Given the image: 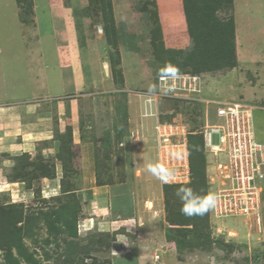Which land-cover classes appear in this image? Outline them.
Instances as JSON below:
<instances>
[{
	"label": "rangeland",
	"instance_id": "rangeland-1",
	"mask_svg": "<svg viewBox=\"0 0 264 264\" xmlns=\"http://www.w3.org/2000/svg\"><path fill=\"white\" fill-rule=\"evenodd\" d=\"M49 5L64 14H56V25L69 26L83 49L98 50L108 31L116 46L106 41L101 58L109 63L106 74L114 73L118 82L112 91L65 95L79 108L77 128L68 119L63 128L54 118L46 139L25 134L42 119L22 118L19 106L52 101L55 109L60 98L13 94L29 88L25 48L34 50L41 40ZM193 15L210 27L233 20L234 67L193 72ZM166 64L197 76V91L166 87L167 95L150 94V85L160 87L159 69ZM215 101L249 107L264 149V0H0V264H9L10 252L17 264H143L141 258L154 261L148 264H264V191L257 210L228 208L230 172L218 167L222 157L202 147L200 134L188 135L186 144L189 165L190 158L205 156L201 177H192L191 166L185 172L178 152L164 153L162 136L173 125L198 132L205 122L219 121ZM212 141L219 144V136ZM167 160L174 172L167 182L145 170L147 163L167 166ZM48 174L57 182L44 192ZM180 186L216 193V207L184 216L175 195ZM13 234L15 242L23 241L24 258L12 247Z\"/></svg>",
	"mask_w": 264,
	"mask_h": 264
},
{
	"label": "crops",
	"instance_id": "crops-1",
	"mask_svg": "<svg viewBox=\"0 0 264 264\" xmlns=\"http://www.w3.org/2000/svg\"><path fill=\"white\" fill-rule=\"evenodd\" d=\"M1 1L9 2L10 0ZM38 7L39 5L37 4V8ZM47 11L49 14V21H47L48 23H46L45 27L40 31L42 32L40 36L41 40L38 44H33L34 50L30 49L32 47L28 46L25 48L28 50L24 55L26 56L25 68L28 72L26 74V83L29 88H27V90L24 88L22 92L13 94V97L34 98L36 96H41L47 101L60 98V100L58 99L56 102L55 109L52 108V104H50L52 101L36 106H19L22 118L25 117L28 119L31 116V119L33 114H37V116L42 119V122L39 124L30 123L32 127L31 129H29L30 127L26 128L25 134L30 133L32 136L50 139V136H52L54 118L58 119L59 125L61 127L63 126V128L67 125V119L69 120V125L73 127V131L77 128L76 122L79 120V108L75 105V100H70L69 102L63 100L65 95L68 93L86 92L93 89L112 91L115 84L110 73L106 74L105 64L109 65V63L107 60L101 58L102 53L100 52V48H103V45L107 43L106 37L99 38L98 50L89 51L86 47L84 50L78 42L75 32L69 30V26L65 28L64 26L56 25V20L59 19L60 21L61 19L58 15L64 16V14H59L61 13L58 12L59 10H55V12L54 10L52 11L50 5ZM57 13L58 15H56ZM36 19H38V17H36ZM39 49L40 54L38 55ZM89 55L91 58L93 57L94 60L87 61ZM37 56L40 58V62L36 59ZM38 73H40V75ZM208 93L207 96L213 97L216 91L211 92L210 90ZM208 100H211V98ZM67 113H69L71 118L67 117ZM29 144L30 142L27 144L28 147L30 146ZM24 145L25 143L21 145V148L25 147ZM17 147H20V145ZM138 255L143 256V252H140ZM149 260H143V258H141L142 262L145 261L143 264L154 263V261L150 262L151 260Z\"/></svg>",
	"mask_w": 264,
	"mask_h": 264
},
{
	"label": "built area",
	"instance_id": "built-area-1",
	"mask_svg": "<svg viewBox=\"0 0 264 264\" xmlns=\"http://www.w3.org/2000/svg\"><path fill=\"white\" fill-rule=\"evenodd\" d=\"M168 80L170 85L166 84ZM159 81L161 82V77ZM198 82L197 76L180 75L175 79L164 78L163 86L176 91L194 93L197 91ZM187 95L189 94L183 96L188 98ZM213 104L217 106L216 117L219 121L205 122L198 132L190 130L189 126L187 129L185 125H173L172 132L165 131L162 136L164 153L168 154L170 149L178 152L176 154L181 159L180 166L189 173L186 138L188 135L200 134L206 151L215 158L224 159L223 164L220 163L218 167L230 172L232 187L228 190L232 195L227 207L231 210L240 207L245 213H250V210L259 208L261 202L258 203V193L264 191V149L256 138L252 112L249 107L240 103L215 101ZM215 135L219 136V144H213ZM165 162H167L165 167L169 169L170 162L168 160Z\"/></svg>",
	"mask_w": 264,
	"mask_h": 264
},
{
	"label": "trees",
	"instance_id": "trees-1",
	"mask_svg": "<svg viewBox=\"0 0 264 264\" xmlns=\"http://www.w3.org/2000/svg\"><path fill=\"white\" fill-rule=\"evenodd\" d=\"M191 18L193 19L192 22L191 19L188 18L189 31L191 38H193L195 43H197L195 48L197 52L194 53V56L193 54H190L188 56L189 61H191L192 65L196 67L193 70V72L207 70V69H215L219 67H234L236 65L237 59L235 56V33H234L235 27L233 20L231 19L230 21L223 23L222 22L211 23L212 26L210 27L203 25V22L201 21L199 22L194 15ZM108 34L109 33L107 31V41L112 47L115 48L116 42L114 43L110 39ZM204 40H206L207 42L206 44L203 42ZM173 52L174 50H170L169 53H173ZM113 79L114 82H118L116 75L114 73H113ZM201 145L202 147H204V141L202 136H201ZM199 158L198 161L196 162H192V159L194 158H190L192 177L198 175L201 177L202 175H204V170L206 165L205 156L201 154ZM196 166H198V169H196ZM44 177H47L43 179V183H44L43 191L45 192L55 187L54 184L57 182V178L56 177L54 178V175H50V174ZM49 183L51 184L53 183V184L49 185ZM28 236L31 235L28 234ZM11 238H12V242H11L12 247H14L18 251V254L21 256V258H24L25 253H23V249H24L23 241L20 239V240H16L15 242V239L17 238L15 234H13ZM168 238L170 241L172 242L174 241V238L172 237H168ZM175 242L177 246L179 245L182 246L181 241L175 240ZM7 261L9 262V264H17L16 262H18L19 260L12 254V252H10V254L7 256Z\"/></svg>",
	"mask_w": 264,
	"mask_h": 264
},
{
	"label": "clouds",
	"instance_id": "clouds-1",
	"mask_svg": "<svg viewBox=\"0 0 264 264\" xmlns=\"http://www.w3.org/2000/svg\"><path fill=\"white\" fill-rule=\"evenodd\" d=\"M181 75L178 67L171 64H166L163 68L159 69V76L161 77L160 87L153 84L149 86L148 92L156 93L159 91L163 95H167L170 89L165 88L164 78L175 79ZM145 170L164 182L170 179L174 172L167 169L162 163H147ZM175 195L181 202V213L186 217L203 216L210 210L214 209L217 204L218 195L213 192L207 194H198L191 187L180 186L176 189Z\"/></svg>",
	"mask_w": 264,
	"mask_h": 264
},
{
	"label": "bare ground",
	"instance_id": "bare-ground-1",
	"mask_svg": "<svg viewBox=\"0 0 264 264\" xmlns=\"http://www.w3.org/2000/svg\"><path fill=\"white\" fill-rule=\"evenodd\" d=\"M149 205H150V203H149Z\"/></svg>",
	"mask_w": 264,
	"mask_h": 264
}]
</instances>
